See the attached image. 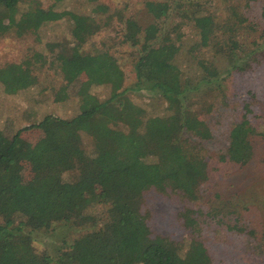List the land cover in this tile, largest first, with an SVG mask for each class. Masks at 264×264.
<instances>
[{"label":"trees","instance_id":"obj_1","mask_svg":"<svg viewBox=\"0 0 264 264\" xmlns=\"http://www.w3.org/2000/svg\"><path fill=\"white\" fill-rule=\"evenodd\" d=\"M173 1H148L145 7L154 22L145 26L132 17L121 20L120 43L135 52V82L126 87L125 73L111 53L85 56L83 52V45L103 28L94 17L59 10L63 0H53L48 9L39 0H0V37L9 30L17 36L36 33L47 23L66 20L70 41L49 43L48 59L39 54L35 58L57 63L64 80L83 78L78 92L80 111L74 118L45 115L35 124L14 130L10 137L0 133V264H212L205 241L197 236L176 242L167 235L152 234L146 196L153 192L178 195L188 202L198 199L206 179L200 171L202 141L210 140L212 134L203 124L192 134L199 143L186 133L211 107L205 104L195 109L193 101L206 90L220 93L221 102H226L223 82L231 71L245 73L254 64L264 63V51L244 42L240 28L246 20L236 7H230L229 16L220 20L213 0ZM103 8L97 5L93 12L98 14ZM173 9L180 21L165 28L159 21ZM185 26L196 35L191 55L212 52L222 67L196 58L197 74L186 76L177 64L180 31ZM23 64L30 66V62ZM7 67L0 68L4 93L14 95L26 89L27 81L21 76L15 80ZM91 86H106L108 98L99 100L90 94ZM141 91L155 96L149 105L154 115L147 116L129 97L130 92ZM154 101L163 106L157 114ZM79 125L89 130L88 144L83 143ZM34 129L45 135L44 146L25 148L21 135ZM255 136L262 133L247 120H235L228 136L229 160L250 162ZM100 178L95 202L104 205L105 211L91 215V202L87 203L77 184ZM59 224L90 230L54 257L38 252L33 233Z\"/></svg>","mask_w":264,"mask_h":264},{"label":"rangeland","instance_id":"obj_2","mask_svg":"<svg viewBox=\"0 0 264 264\" xmlns=\"http://www.w3.org/2000/svg\"><path fill=\"white\" fill-rule=\"evenodd\" d=\"M148 1L154 0H63L60 7L62 9L59 10L66 9L79 15L94 17L102 25L103 28L83 45V52L85 56L94 55L98 51L111 53L125 73V86L130 87L135 82L132 71L135 52L128 45L120 43L123 37L121 20L132 17L142 26L154 22L145 7ZM39 2L43 8L48 9L53 0ZM211 3L218 8L220 20L229 16L230 7H236L237 12L246 20L240 28L244 42L263 47L261 51H264V20L261 18L264 0H213ZM97 5L104 7L98 14L93 12ZM118 14L122 15V19ZM174 14V9L169 11L168 17L161 19L159 23L168 28L179 22ZM68 25L62 19L43 25L36 33L27 32L23 36H17L14 30H9L0 37V68L8 66L14 79L15 76H21L20 79L26 80L28 84L26 89L14 95L5 94L0 85V133L6 137L12 136L16 129L39 122L45 115L72 119L79 113L78 92L83 78L64 80L57 63L51 65L41 58H35L37 54L48 56L46 45L49 43L70 41ZM180 32L181 50L177 64L186 76L197 74L199 67L196 58H205L210 65L222 67L221 59L218 55L214 57L212 52L202 51L191 55L190 49L196 35L190 26L182 27ZM55 53L58 51L54 55ZM23 62H30V66H24ZM223 84L225 93H228L226 102H221L220 93L217 96L206 90L199 92L198 98L193 101L195 109L205 104L211 108L207 113L204 112L199 122L191 124L186 133L192 137L195 131L205 125L212 134L210 140L202 141L205 149L202 151L200 171L206 179L201 185L198 199L188 202L178 195L162 196L151 192L146 196L145 209L150 213L149 226L153 235H167L176 242L197 236L205 241L212 264H264V63L254 64L245 73L231 71ZM89 92L99 100L109 96L106 86H91ZM129 97L146 111L147 116L155 114L150 111L152 107L149 106L154 95L141 91L130 92ZM153 104L158 106L156 114L163 110L162 104L155 101ZM235 105L237 109L233 112ZM241 119L247 120L262 133V136L251 138L255 154L246 164L232 162L227 156L231 125L235 120ZM82 125H79L82 140L84 144H88L92 137L89 130L82 129ZM44 136L36 129L21 135L24 147L35 149L44 146ZM192 139L199 143V139ZM25 170L24 177L28 173V169ZM101 184V178L77 184L84 192L87 203L91 202L88 208L91 215L105 211L104 205L95 202ZM229 225L244 229L232 230L228 228ZM89 230L88 227L76 228L59 224L47 232H34L33 245L38 252L54 257L61 248L69 246Z\"/></svg>","mask_w":264,"mask_h":264}]
</instances>
